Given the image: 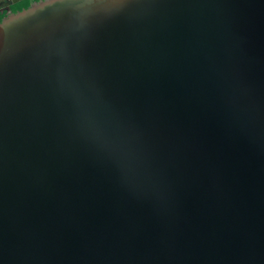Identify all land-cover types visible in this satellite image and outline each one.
Wrapping results in <instances>:
<instances>
[{
	"label": "water",
	"instance_id": "obj_1",
	"mask_svg": "<svg viewBox=\"0 0 264 264\" xmlns=\"http://www.w3.org/2000/svg\"><path fill=\"white\" fill-rule=\"evenodd\" d=\"M0 4V264H264V0Z\"/></svg>",
	"mask_w": 264,
	"mask_h": 264
},
{
	"label": "trees",
	"instance_id": "obj_2",
	"mask_svg": "<svg viewBox=\"0 0 264 264\" xmlns=\"http://www.w3.org/2000/svg\"><path fill=\"white\" fill-rule=\"evenodd\" d=\"M31 0H21L15 4L12 5V10H18L21 9L23 7H26Z\"/></svg>",
	"mask_w": 264,
	"mask_h": 264
},
{
	"label": "flooded vegetation",
	"instance_id": "obj_3",
	"mask_svg": "<svg viewBox=\"0 0 264 264\" xmlns=\"http://www.w3.org/2000/svg\"><path fill=\"white\" fill-rule=\"evenodd\" d=\"M10 9H12V5H11V8ZM4 12H5L4 9L0 11V17L4 14Z\"/></svg>",
	"mask_w": 264,
	"mask_h": 264
},
{
	"label": "crops",
	"instance_id": "obj_4",
	"mask_svg": "<svg viewBox=\"0 0 264 264\" xmlns=\"http://www.w3.org/2000/svg\"><path fill=\"white\" fill-rule=\"evenodd\" d=\"M2 1H4V0H0V4L2 3ZM19 1H21V0H18L17 2H19ZM17 2H15V3H17ZM15 3H13V4H15ZM12 4V5H13ZM2 10V7H0V11Z\"/></svg>",
	"mask_w": 264,
	"mask_h": 264
}]
</instances>
